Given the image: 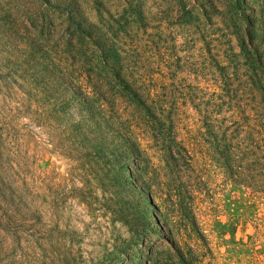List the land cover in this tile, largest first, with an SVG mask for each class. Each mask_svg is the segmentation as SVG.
Wrapping results in <instances>:
<instances>
[{
	"label": "rangeland",
	"instance_id": "obj_1",
	"mask_svg": "<svg viewBox=\"0 0 264 264\" xmlns=\"http://www.w3.org/2000/svg\"><path fill=\"white\" fill-rule=\"evenodd\" d=\"M249 32L264 0H0V264H259L218 148Z\"/></svg>",
	"mask_w": 264,
	"mask_h": 264
},
{
	"label": "trees",
	"instance_id": "obj_2",
	"mask_svg": "<svg viewBox=\"0 0 264 264\" xmlns=\"http://www.w3.org/2000/svg\"><path fill=\"white\" fill-rule=\"evenodd\" d=\"M247 37L248 44L244 47L248 71L244 86L220 95L218 148L219 154H232L237 183L261 195L252 206L255 212L252 240L264 245V218L259 217L264 207V49L254 43L251 32ZM174 258L185 264L183 256L177 254ZM258 263L264 264V259L258 258Z\"/></svg>",
	"mask_w": 264,
	"mask_h": 264
}]
</instances>
